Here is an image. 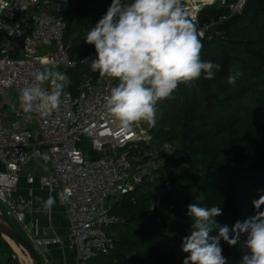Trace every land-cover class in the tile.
Instances as JSON below:
<instances>
[{
    "label": "trees",
    "instance_id": "1",
    "mask_svg": "<svg viewBox=\"0 0 264 264\" xmlns=\"http://www.w3.org/2000/svg\"><path fill=\"white\" fill-rule=\"evenodd\" d=\"M54 1L68 25L66 48L75 66L66 75L74 89L91 73V61L84 59L96 54L85 36L106 11L93 7L94 0ZM228 15L215 5L199 21ZM217 31L213 40L202 41L201 51L202 60L220 65L214 78L180 84L171 98L157 104L161 119L154 133L172 146L156 172L164 197L147 186L113 201L110 213L116 222L108 227H116L108 234L113 247L91 264H182L188 255L181 246L191 230L187 211L192 203L222 207L216 222L230 230L237 220L256 214L252 202L264 195V0H249L212 34ZM230 75L237 76L235 85L228 83ZM245 239L235 246L221 240L228 264H241V257L250 254L242 247ZM8 252L13 248L0 234V254L9 261Z\"/></svg>",
    "mask_w": 264,
    "mask_h": 264
},
{
    "label": "built area",
    "instance_id": "2",
    "mask_svg": "<svg viewBox=\"0 0 264 264\" xmlns=\"http://www.w3.org/2000/svg\"><path fill=\"white\" fill-rule=\"evenodd\" d=\"M203 2L183 0L203 33L201 40L211 41L220 35L212 30L240 14L249 0H216L212 6L227 9L229 15L200 23L201 13L212 7ZM58 11L54 0H0V203L7 218L25 227L43 264H50L44 249L62 244V238L41 237L29 222L27 199L23 194L16 197L23 179L28 185L39 183L64 209L66 239L77 253L76 264H91L113 247L105 232L116 222L110 213L113 201L147 182L159 191L156 172L172 146L159 142L145 122L123 130L103 107L104 97L118 81L99 74L87 75L76 95L67 83L59 109L48 115L17 107L4 111L3 101L19 100L20 90L34 82V72L51 65L57 70L75 66L65 45L68 25ZM87 58L93 61L96 54ZM41 87L51 91L46 82ZM84 139L91 142L95 157L80 149Z\"/></svg>",
    "mask_w": 264,
    "mask_h": 264
},
{
    "label": "clouds",
    "instance_id": "3",
    "mask_svg": "<svg viewBox=\"0 0 264 264\" xmlns=\"http://www.w3.org/2000/svg\"><path fill=\"white\" fill-rule=\"evenodd\" d=\"M190 16L183 0H133L130 4L112 0L106 14L87 32L85 42L96 52L91 70L118 81L104 97L103 107L123 130L140 122L155 126L158 102L171 98L180 84L191 85L201 76L213 79L220 70V65L202 60L203 33ZM84 62L89 63L88 58ZM33 77L34 82L20 90V110L38 109L43 115L58 110L67 75L51 65ZM236 79L230 75L228 83L235 85ZM45 82H50L51 91L42 89ZM16 107L11 105L12 110ZM35 199L41 205L37 213L50 212L56 203L52 195ZM252 203L256 214L237 220L231 230L216 222L222 207L189 204L192 224L182 241V251L188 254L182 264H228L221 240L235 246L241 244L242 236H246L242 247L250 254L241 257V264H264V195ZM216 229L218 234L212 235Z\"/></svg>",
    "mask_w": 264,
    "mask_h": 264
},
{
    "label": "crops",
    "instance_id": "4",
    "mask_svg": "<svg viewBox=\"0 0 264 264\" xmlns=\"http://www.w3.org/2000/svg\"><path fill=\"white\" fill-rule=\"evenodd\" d=\"M3 102L4 111L9 113L11 106L6 107L4 106L6 100ZM19 189L28 201V219L37 222L41 237L54 239L59 236L62 238V244H52L44 249L50 264H76L77 253L67 242V218L63 207L58 202L57 196H53L56 198V203L50 212L45 213L42 211L37 213L36 208L41 205L36 201L35 197L40 196L47 199L49 193L39 183L28 185L25 179L22 180ZM30 192L32 193L31 195L29 194Z\"/></svg>",
    "mask_w": 264,
    "mask_h": 264
},
{
    "label": "rangeland",
    "instance_id": "5",
    "mask_svg": "<svg viewBox=\"0 0 264 264\" xmlns=\"http://www.w3.org/2000/svg\"><path fill=\"white\" fill-rule=\"evenodd\" d=\"M123 2L125 3H128L130 4L131 2H133V0H123ZM92 6L93 7H103L104 10L106 11L105 9V4H104V0H94L93 3H92ZM107 12V11H106ZM67 44L66 42V39H65V45ZM57 70V69H56ZM58 71L62 72V73H65L66 74V71L67 69H65L64 67H61L58 69ZM91 73H89L90 75H93V76H97L99 73L98 72H94V71H90ZM46 83H49L48 86L51 88L50 86V82H46ZM82 83V82H81ZM81 85V84H80ZM79 85V87H80ZM79 87L77 86L76 88L73 89L72 88H69L70 92L73 94V95H76L78 93V89ZM12 104H16L17 106H19V100L15 98V100H9V101H6L4 106H11ZM160 113L157 112V115H156V124L155 126H149L146 122L144 124V127H147V128H151L153 129L154 131H159V123H160ZM79 147L80 149L85 153V154H88L89 156H91L92 158L96 156V154L93 152V149H92V144L91 142L88 140V139H84L80 144H79ZM28 171V169H27ZM146 185H148V187H152L151 185V182H147ZM147 187V186H145ZM22 194V191H20L19 189V192H18V195H16V197H18L19 195ZM156 194L158 195V197L160 198H163L164 195H165V192L160 189L159 191L156 192ZM0 213L3 215L4 218H7L6 216V209L5 207L0 203ZM7 220L13 224L15 226L16 229H18L27 239L28 237V234H27V231L25 230V227L24 226H21V225H18L14 220L10 219V218H7ZM29 222L32 224L33 228H37V222L34 221H30ZM116 231V227H113V228H105V232L108 233L109 235L110 234H113L114 232ZM13 248V247H12ZM13 253L11 254L10 252H8V256L10 258V260L8 261V257L4 258L3 255L0 254V264H32V260H29L28 258V254H26L23 250L21 252H18L16 251L14 248H13Z\"/></svg>",
    "mask_w": 264,
    "mask_h": 264
},
{
    "label": "water",
    "instance_id": "6",
    "mask_svg": "<svg viewBox=\"0 0 264 264\" xmlns=\"http://www.w3.org/2000/svg\"><path fill=\"white\" fill-rule=\"evenodd\" d=\"M112 0H104L105 9L108 10ZM3 216V215H2ZM4 218V217H3ZM7 224L0 222V234L6 240L8 238L15 245L24 250L31 258L33 264H43L39 253L35 250L32 243L26 239L22 233L11 224L7 218H4Z\"/></svg>",
    "mask_w": 264,
    "mask_h": 264
},
{
    "label": "bare ground",
    "instance_id": "7",
    "mask_svg": "<svg viewBox=\"0 0 264 264\" xmlns=\"http://www.w3.org/2000/svg\"><path fill=\"white\" fill-rule=\"evenodd\" d=\"M216 2V0H204L203 3H205V5L207 6H212L214 5V3ZM0 222L7 224V222L5 221V219L3 218L2 214L0 213ZM6 241L10 244L11 247H13L16 251L21 252L22 249L20 247H18L17 245H15V243H13L11 240H9L8 238H6ZM24 251V250H23ZM25 252V251H24ZM26 253V252H25ZM27 254V253H26ZM29 260H31L30 256H28ZM33 264V263H32Z\"/></svg>",
    "mask_w": 264,
    "mask_h": 264
}]
</instances>
